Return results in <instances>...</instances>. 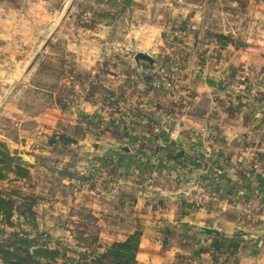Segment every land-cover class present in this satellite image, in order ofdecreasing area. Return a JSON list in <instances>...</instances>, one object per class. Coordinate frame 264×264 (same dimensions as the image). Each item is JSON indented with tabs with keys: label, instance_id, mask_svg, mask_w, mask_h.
<instances>
[{
	"label": "rangeland",
	"instance_id": "rangeland-1",
	"mask_svg": "<svg viewBox=\"0 0 264 264\" xmlns=\"http://www.w3.org/2000/svg\"><path fill=\"white\" fill-rule=\"evenodd\" d=\"M0 142L28 165L0 195L28 199L55 264L114 242L134 254L145 224L133 212L168 167L209 179L191 184L186 212H212L187 234L166 221L146 248L225 259L242 238L224 215L264 222V1L0 0ZM2 230L35 232L16 212Z\"/></svg>",
	"mask_w": 264,
	"mask_h": 264
},
{
	"label": "crops",
	"instance_id": "crops-1",
	"mask_svg": "<svg viewBox=\"0 0 264 264\" xmlns=\"http://www.w3.org/2000/svg\"><path fill=\"white\" fill-rule=\"evenodd\" d=\"M19 69L20 70L18 71L14 82L11 81L12 84H14L23 74L24 68ZM6 77L8 78L7 75ZM222 148H224V151ZM227 148L228 147H223V145L212 148L211 153L205 154V161L211 163L213 166H222L221 162L219 161V163L218 160H221L226 155L225 151L228 150ZM10 153L12 154L15 152L10 151ZM177 163L181 169V166L183 165L182 162L180 161ZM194 178L196 179L191 184H195L196 187L200 188L201 186L199 184L204 186V188L208 186L207 183L209 182V179H206V177H193V179ZM152 181L154 183H152V189L149 193L153 196L151 197L152 202L146 203L147 198L142 199V208H140V210L139 208L138 210L135 209L133 212V216L136 217L135 222L138 224H145L143 230L144 232L142 235H139L137 247L136 250H134L135 259L139 261H141L142 258L143 260L146 259L149 261V264H152V262L154 264H264V222L260 223L259 226L249 227L245 221H241V219L238 218L239 213H235L230 218H228L227 215H224V218L221 219L224 227L229 226L231 228V234L242 238L241 240H236L237 243L235 242L232 251L230 250L231 248L229 249L232 253L224 255L226 257L225 259L217 258L211 252L209 253L210 257L212 256V259L210 260L207 255L204 257L203 254H191L190 256H186V252L184 250L182 251V254L178 253L176 257L173 255L170 256L171 253H173V250H167L165 251V254H160V258L155 256L157 255V252L152 249L148 250L146 247L149 245H156V243L160 241H157L153 235L160 238L155 231H157L160 227L165 226L166 221L175 220L174 223L179 224H177L174 229H178L179 231L187 234L186 231L191 229L190 224L192 222L205 223L204 214H206V211L212 212V210L210 209V206H208L207 210L204 208L202 212L196 210V208H189L190 211L186 212L188 207H190L188 205L190 189L194 186L188 184L189 182H192V179H190L187 175L178 174L170 170L168 167L167 170L162 169L161 174L157 175ZM201 181H205V183L202 184ZM213 185L215 186V183H213ZM201 197H204V195ZM161 198H165L163 199L165 201L163 208H160L161 206H159V204L156 205L153 203L154 201L157 202ZM139 216L144 219L138 218ZM178 218H180L179 222ZM164 220L165 222H163ZM195 234L201 237V235L197 233ZM252 236H255V238L251 239ZM172 237L173 236H171V238ZM170 239L167 237V242L170 241Z\"/></svg>",
	"mask_w": 264,
	"mask_h": 264
},
{
	"label": "trees",
	"instance_id": "trees-1",
	"mask_svg": "<svg viewBox=\"0 0 264 264\" xmlns=\"http://www.w3.org/2000/svg\"><path fill=\"white\" fill-rule=\"evenodd\" d=\"M27 166L20 157L10 153L5 143L0 142V179L5 178L7 173H12L17 178L26 177ZM15 202L10 196L0 195V219L5 218L8 221L16 212L17 216L29 223L35 232L32 234L26 230H15L4 235L2 230L0 232V264H55L62 255L60 247H50L51 237L37 231L35 212L28 199L22 197V201L17 205ZM91 252L93 254V251ZM83 258L84 261L80 264H103L104 258H107L111 264L136 263L135 255H129L127 251H123L116 242L109 245L93 261H88L85 256Z\"/></svg>",
	"mask_w": 264,
	"mask_h": 264
},
{
	"label": "water",
	"instance_id": "water-1",
	"mask_svg": "<svg viewBox=\"0 0 264 264\" xmlns=\"http://www.w3.org/2000/svg\"><path fill=\"white\" fill-rule=\"evenodd\" d=\"M203 232L207 234H214V235H219V231L213 228H204Z\"/></svg>",
	"mask_w": 264,
	"mask_h": 264
}]
</instances>
